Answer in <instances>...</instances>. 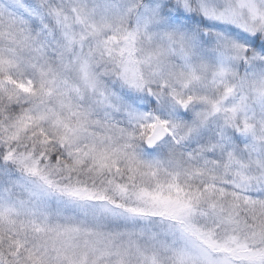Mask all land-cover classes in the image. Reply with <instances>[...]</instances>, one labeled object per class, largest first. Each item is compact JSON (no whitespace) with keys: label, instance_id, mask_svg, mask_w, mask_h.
I'll return each instance as SVG.
<instances>
[{"label":"snow or ice","instance_id":"obj_1","mask_svg":"<svg viewBox=\"0 0 264 264\" xmlns=\"http://www.w3.org/2000/svg\"><path fill=\"white\" fill-rule=\"evenodd\" d=\"M0 264H264V0H0Z\"/></svg>","mask_w":264,"mask_h":264}]
</instances>
